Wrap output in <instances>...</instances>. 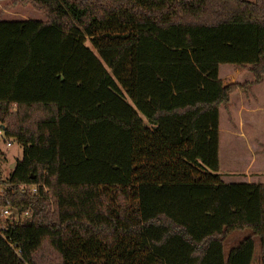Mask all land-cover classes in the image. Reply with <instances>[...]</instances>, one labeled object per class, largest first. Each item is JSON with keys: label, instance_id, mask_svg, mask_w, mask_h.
<instances>
[{"label": "trees", "instance_id": "obj_1", "mask_svg": "<svg viewBox=\"0 0 264 264\" xmlns=\"http://www.w3.org/2000/svg\"><path fill=\"white\" fill-rule=\"evenodd\" d=\"M21 1L45 18L0 21L23 148L7 178L0 150V206L29 215L0 218V264H252L255 238L264 264V185L224 183L219 158L220 109L264 80V0Z\"/></svg>", "mask_w": 264, "mask_h": 264}, {"label": "rangeland", "instance_id": "obj_2", "mask_svg": "<svg viewBox=\"0 0 264 264\" xmlns=\"http://www.w3.org/2000/svg\"><path fill=\"white\" fill-rule=\"evenodd\" d=\"M44 18L31 5L21 0H0V21H43ZM87 46L94 50L90 43H87ZM219 78L225 86L253 82L250 67L223 65L220 67ZM127 100L132 104L129 98ZM219 146L220 174L224 183H244L246 181L244 177L264 178V80L252 85L248 92L233 93L230 104L220 109ZM1 149L5 153V158L1 161V170L3 177L7 178L12 170L11 166L22 159L23 148L15 143L8 151ZM250 235L249 231L230 235L225 242V258ZM254 242L252 264H258L260 241L255 238Z\"/></svg>", "mask_w": 264, "mask_h": 264}, {"label": "built area", "instance_id": "obj_3", "mask_svg": "<svg viewBox=\"0 0 264 264\" xmlns=\"http://www.w3.org/2000/svg\"><path fill=\"white\" fill-rule=\"evenodd\" d=\"M15 144V140L9 138L6 135L5 132V126L0 124V150L2 152L1 148H4L6 151L10 150L13 145ZM2 154L4 155L3 158H5V153L2 152ZM40 189V185H31V186H22L20 188V191L22 193H29L32 195H36L39 192ZM3 195V190H0V197ZM16 211L15 209L12 208L10 201H7L5 206H0V218L3 219H9V220H13L15 219L16 222H23L26 218L29 217L28 214H19L17 212V214L13 217V212ZM0 234H1V230H0ZM10 247L12 249L15 248L14 245H10ZM19 251H17V254L19 255Z\"/></svg>", "mask_w": 264, "mask_h": 264}, {"label": "crops", "instance_id": "obj_4", "mask_svg": "<svg viewBox=\"0 0 264 264\" xmlns=\"http://www.w3.org/2000/svg\"><path fill=\"white\" fill-rule=\"evenodd\" d=\"M235 176H238V175H235ZM244 179L246 180V181H244V183H246V184H252V185H260V184H262V185H264V183H261V181H264V178H261V177L260 178H258V177L257 178L244 177Z\"/></svg>", "mask_w": 264, "mask_h": 264}, {"label": "water", "instance_id": "obj_5", "mask_svg": "<svg viewBox=\"0 0 264 264\" xmlns=\"http://www.w3.org/2000/svg\"><path fill=\"white\" fill-rule=\"evenodd\" d=\"M14 167H15V164L11 166L12 169H13ZM16 214H17V211H14L12 216L14 217Z\"/></svg>", "mask_w": 264, "mask_h": 264}]
</instances>
